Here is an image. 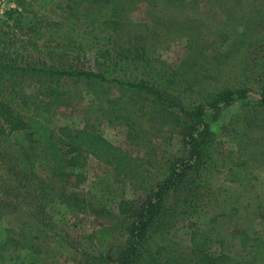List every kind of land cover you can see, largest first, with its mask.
Here are the masks:
<instances>
[{
    "label": "rangeland",
    "instance_id": "1",
    "mask_svg": "<svg viewBox=\"0 0 264 264\" xmlns=\"http://www.w3.org/2000/svg\"><path fill=\"white\" fill-rule=\"evenodd\" d=\"M15 2L0 21V84L8 100L14 96L24 111L39 103L60 127L93 126L127 154L128 163L117 177L113 166L94 156L65 150L60 164L45 151L48 128L26 126L27 144L20 147L1 122L0 228L36 240L29 253L0 251V264H104L125 245L113 237L122 202L141 204L166 162L182 151L188 128L182 108L247 81L254 90L262 85L264 0ZM38 68L104 73L108 80L50 77ZM21 79L33 87L16 89ZM140 80L170 102L129 86ZM255 111L260 129L251 125L236 143L229 140L219 159L246 162L248 184L227 187L237 211L232 220L258 241L257 258L247 264H264V107ZM200 220L202 226L207 217ZM112 227L110 241H103L101 231ZM171 239L164 244L170 263L201 262L191 253L189 228L173 229ZM205 248L210 257L219 256L217 246ZM136 264L150 263L141 258Z\"/></svg>",
    "mask_w": 264,
    "mask_h": 264
},
{
    "label": "trees",
    "instance_id": "2",
    "mask_svg": "<svg viewBox=\"0 0 264 264\" xmlns=\"http://www.w3.org/2000/svg\"><path fill=\"white\" fill-rule=\"evenodd\" d=\"M76 1L98 4L107 0ZM260 49L264 51V39ZM35 71L50 77L108 80L104 73L88 71L44 68ZM262 71V85L260 83L257 90L247 81L219 90L200 104L182 108L181 115L188 125L182 151L166 162L163 177L149 189L141 204L136 201L122 202L121 221L116 227L115 236L113 227L101 231L103 241L108 242L113 236L114 239H123L125 243L118 257H106L104 264H136L141 258H147L150 264H172L165 254L167 246L164 244L172 243L171 231L179 226L191 230V253L200 256L201 262L198 264H227L237 259L234 264L255 262L257 257L252 255L259 248L258 241L254 233L233 225L232 219L237 211L231 206L227 190L229 185L245 187L248 184L246 162L233 161L226 165L221 163L219 157L226 143L229 140V143H236L238 138L244 136L241 132L247 127L253 125L260 129L256 124L260 120L259 112L255 110L264 107V67ZM129 86L152 95L158 101L170 102L162 92H155L154 86L146 80L130 81ZM2 87L0 84V130L5 133L6 127L1 122L11 128L8 135L20 147L27 144L22 136L26 126L46 127L49 143L45 151L56 162L61 164L66 161L65 150L68 154L86 152L100 162L113 166L117 177L124 173L128 163L127 154L108 142L93 126L82 131L60 127L39 103H35L33 109L24 111L14 96L8 100ZM14 87L31 89L33 84L21 79L14 83ZM40 91L47 97L45 88ZM254 91L256 98H252ZM13 175L18 177L16 172ZM202 217H207V221L201 226ZM2 225L0 221V227ZM0 230L2 253L19 256L21 252L29 253L33 248L36 235L20 239L13 231L6 233L3 228ZM5 240L11 242L7 245ZM210 244L217 246L219 256L210 257L205 248ZM261 252L264 255V250Z\"/></svg>",
    "mask_w": 264,
    "mask_h": 264
},
{
    "label": "built area",
    "instance_id": "3",
    "mask_svg": "<svg viewBox=\"0 0 264 264\" xmlns=\"http://www.w3.org/2000/svg\"><path fill=\"white\" fill-rule=\"evenodd\" d=\"M15 0H0V21L3 20L12 10L16 9Z\"/></svg>",
    "mask_w": 264,
    "mask_h": 264
}]
</instances>
